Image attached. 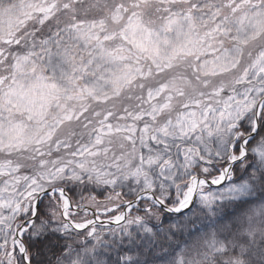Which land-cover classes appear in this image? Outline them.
Returning <instances> with one entry per match:
<instances>
[{
	"label": "snow or ice",
	"instance_id": "1",
	"mask_svg": "<svg viewBox=\"0 0 264 264\" xmlns=\"http://www.w3.org/2000/svg\"><path fill=\"white\" fill-rule=\"evenodd\" d=\"M0 264H264V0H0Z\"/></svg>",
	"mask_w": 264,
	"mask_h": 264
},
{
	"label": "rangeland",
	"instance_id": "2",
	"mask_svg": "<svg viewBox=\"0 0 264 264\" xmlns=\"http://www.w3.org/2000/svg\"><path fill=\"white\" fill-rule=\"evenodd\" d=\"M89 214L91 215V212ZM104 219L108 220V216L107 215H101L99 217V220H104ZM165 222H168V221L166 220ZM105 225H107V224H105ZM111 227L115 228L116 225H111ZM112 258L115 259V255H113Z\"/></svg>",
	"mask_w": 264,
	"mask_h": 264
},
{
	"label": "trees",
	"instance_id": "3",
	"mask_svg": "<svg viewBox=\"0 0 264 264\" xmlns=\"http://www.w3.org/2000/svg\"><path fill=\"white\" fill-rule=\"evenodd\" d=\"M84 195H85V196H87V195H88V193H87V192H85V193H84ZM98 199H101V200H102V199H104V197H103V196H99V197H98Z\"/></svg>",
	"mask_w": 264,
	"mask_h": 264
},
{
	"label": "water",
	"instance_id": "4",
	"mask_svg": "<svg viewBox=\"0 0 264 264\" xmlns=\"http://www.w3.org/2000/svg\"><path fill=\"white\" fill-rule=\"evenodd\" d=\"M102 222H103L104 224H105V223H108L107 221H102ZM112 225H114V223H113Z\"/></svg>",
	"mask_w": 264,
	"mask_h": 264
}]
</instances>
